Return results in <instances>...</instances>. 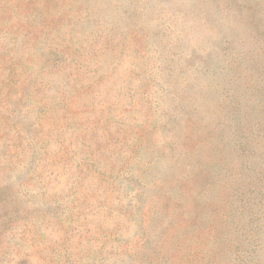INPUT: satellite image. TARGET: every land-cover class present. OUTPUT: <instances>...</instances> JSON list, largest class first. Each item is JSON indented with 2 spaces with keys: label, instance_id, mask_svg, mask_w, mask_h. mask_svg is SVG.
<instances>
[{
  "label": "rangeland",
  "instance_id": "rangeland-1",
  "mask_svg": "<svg viewBox=\"0 0 264 264\" xmlns=\"http://www.w3.org/2000/svg\"><path fill=\"white\" fill-rule=\"evenodd\" d=\"M0 264H264V0H0Z\"/></svg>",
  "mask_w": 264,
  "mask_h": 264
}]
</instances>
